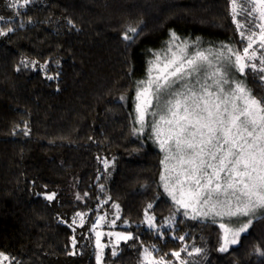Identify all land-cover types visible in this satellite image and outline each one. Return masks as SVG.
<instances>
[{
  "label": "trees",
  "instance_id": "obj_1",
  "mask_svg": "<svg viewBox=\"0 0 264 264\" xmlns=\"http://www.w3.org/2000/svg\"><path fill=\"white\" fill-rule=\"evenodd\" d=\"M0 15V253L14 264H95L102 216L133 236L103 264H142L145 249L165 264H264V215L219 252L218 224L185 217L164 194L154 117L133 132L134 80L173 34L192 53L242 52L229 0H29L18 10L2 1ZM227 75L264 97L263 73L234 66ZM146 212L155 229L141 226ZM194 248L201 253L189 255Z\"/></svg>",
  "mask_w": 264,
  "mask_h": 264
},
{
  "label": "snow or ice",
  "instance_id": "obj_2",
  "mask_svg": "<svg viewBox=\"0 0 264 264\" xmlns=\"http://www.w3.org/2000/svg\"><path fill=\"white\" fill-rule=\"evenodd\" d=\"M28 3L29 0H22V3L13 0L11 6L23 8ZM244 3L250 7L245 9L237 0H231L232 22L240 32L241 39L247 40L242 52L224 45L227 52L218 50L213 53L209 49L207 53L196 51L189 56L186 53L187 42H184L170 56L163 59L156 56L147 80L140 82L141 86L136 92L137 115L134 123L139 124L140 128H134L133 132L143 131L146 115L154 117L152 134L165 153L161 161L164 190L177 205V210L184 209L186 217L211 219L213 224L219 218L218 251L221 253L228 252L230 246L240 242L241 235L253 225L252 217L258 213L264 215V211H261L264 210V97L254 95L244 81L230 80L221 67L224 64L234 65L241 76L245 75L247 68L264 73V0H244ZM245 12L253 17L248 23L258 32L251 28L247 33L243 31L245 26L239 23L237 17ZM7 31L12 32L13 29L8 28ZM127 31L136 33L137 29L129 27ZM5 34L0 30V35ZM123 38L131 39L127 34ZM176 39L173 34V40ZM258 51L262 52L259 57ZM213 56L215 62L210 58ZM256 59H259L258 66L251 63ZM207 69L212 71L208 73ZM200 73L205 74L204 81L197 78L192 83L190 78ZM260 79L264 80V76ZM181 81H184L182 88L174 89L173 85ZM154 102L159 111L150 112ZM103 163L107 169L108 161ZM46 199L52 200L54 196L48 195ZM113 207L119 210L118 205ZM148 207L151 208V205ZM83 216L76 213L78 226H83ZM145 216V223L155 229V217L147 212ZM234 217L248 219L241 222L239 227L225 222V218L231 221ZM103 219L100 217L95 222L92 231ZM73 223L77 221L74 219ZM112 223L114 225L115 221ZM102 235L96 232V264H101L105 247L100 243ZM107 235L114 236L117 241V245L113 246L114 256L119 241L133 239L130 233L109 232ZM179 239L183 241L184 236ZM72 245H76L75 238ZM180 251H174L171 255L179 259ZM201 251L194 248L188 254L199 255ZM256 251L264 255L259 248ZM8 259L0 253V261ZM142 264L165 262L162 257L153 259L152 253L145 249Z\"/></svg>",
  "mask_w": 264,
  "mask_h": 264
},
{
  "label": "rangeland",
  "instance_id": "obj_3",
  "mask_svg": "<svg viewBox=\"0 0 264 264\" xmlns=\"http://www.w3.org/2000/svg\"><path fill=\"white\" fill-rule=\"evenodd\" d=\"M2 1H3L4 3H6L7 5H11V4L13 3V0H0V2H2ZM229 1H230V12H231V0H229ZM20 2L22 3V0H20ZM237 2H238L239 4H242L243 7H244L245 9H247L248 7H250V5L244 3V0H237ZM12 8H13V7H12ZM14 9L18 10L19 7L14 8ZM14 12H15V11H14ZM245 13H246V12H245ZM231 15H232V14H231ZM0 18H2V19H0V25H1V22L4 20V16H3V15H0ZM245 18H246V15H245V14L239 15V16L237 17L239 23H241V24H243V25L245 26L244 29H243V31H244L245 33H247L248 30H249L251 27H250V24H249L248 22H246V19H245ZM250 19L252 20L253 17H251ZM11 21H12L11 18H7V19L5 20V23H6V22H11ZM235 26H236V25H235ZM236 28H237V27H236ZM0 30H3V31H4V28L2 27V28H0ZM251 30H253V29L251 28ZM257 31H259V30L257 29ZM237 32H238V37H239L240 41L243 42V43H242V47L246 46V44H247V40H242V39H241L240 32H239L238 30H237ZM181 44H183V43H181V42H179V41H177V40H173V39H172V40H170V41H167L163 47L159 48V50L156 49L155 51L153 50V51L151 52V56H150V59H151V60H149V63H148V69H147V71H146V73H147L146 76H142V78H137V79L134 80V83H135V86H134L135 97H134V102H133V104H134V109L136 108V92H137V89H138L139 86H141V85H140V82H141V81H145V80H147V78H148V74H149V69L151 68L152 63L156 60V56L159 55L162 59H163L164 57H166V56H170L172 52H176V51H177V47H178L179 45H181ZM190 46L193 47V45H190ZM254 47H257V46L254 45ZM169 49H171V52L169 51ZM219 50H222V49H219ZM242 50H243V49H242ZM203 51L206 52L207 50H203ZM212 52L215 53L216 51H212ZM225 52H227V49L225 50ZM186 53H187V55L190 56V55L194 54L195 52L192 53V51H189L188 49H186ZM206 53H207V52H206ZM261 54H262L261 51H258V52H257V56H258V57H259ZM210 58L213 59V61L215 62V58H214V56H213V57H210ZM251 63H254V64H256V65L258 66V65H259V59H256V60L252 61ZM221 67L223 68L224 71L227 72L228 70H232V68L234 67V65H233V66H227L226 64H224V65H221ZM250 69H251V68H250ZM211 71H212V69H210L209 72H208V70H207L208 73H210ZM236 72L239 73L237 70H236ZM263 74H264V73H263ZM204 75H205L204 73L197 74V76L191 77L190 80H191L192 83H195V82H196V79L198 78V79H200L201 82H203V81H204ZM183 83H184V81H181L180 83H177V84L173 85V88L176 89V90H180V89L182 88V84H183ZM208 83H211V81H208ZM197 87H198V85H197ZM225 87H227V86L225 85ZM161 103H163V101H162ZM153 107L156 108V109H158V108L156 107L155 102H154ZM135 112H136V111H135ZM136 115H137V114H136ZM156 118H158V117H156ZM153 120H154V119H153ZM151 124H152V121H151ZM162 152H163V151H162ZM164 156H165V153L163 152V159H164ZM163 171H164V167H163ZM163 171H162V172H163ZM160 179H161V175H160ZM161 184H162V181H161ZM163 191H164V194H165V195L168 197V199L170 200V202H172L173 205L177 207V205L174 204V202L172 201V199H171V198L168 196V194L165 192L164 187H163ZM180 210L182 211V215H184V209H180ZM261 211H264V210H261ZM259 214H260V213H258L257 215H259ZM190 215H191V213H190ZM150 216H151V215H150ZM184 216H185V215H184ZM100 217H102V216H97V217L95 218L93 224H95V222H96ZM185 217H186V216H185ZM110 218L112 219V210H111V213H110ZM254 218H255V217H252L253 220H254ZM145 219H146V216L144 217L143 224H141V226H142L144 229H147V230H151V229H153V228H150V227L148 226L147 223H145ZM247 219H248V217H234V218L231 219V221H228V219L225 218V222L231 223V225L234 226V227H239L240 223L243 222V221H246ZM195 220H197V221H207V219H202V218H197V219H195ZM210 220H211V219H210ZM112 221H113V220H112ZM112 221H109V219L104 218V219L101 221V223L99 224V226H97V229H96L94 232L92 231V235H93V236H92L91 238H92V246H93V249H94V259H95V264H96V251H97V249H96V243H95V241H96V232H101V233H103V235L101 236V239H100V243H101L102 245H104L105 247H104V250H103V256H102L101 264H103V258H104L107 254L113 252V246L117 245V241H116L115 237H114V236H109V235H107L109 232L117 233V232L115 231L116 227H115V225H113ZM153 222H154V221H153ZM170 222H171V217H170L168 220L164 221V224H163V225L165 226V225L169 224ZM218 223H219V218H217V224H218ZM90 230H91V227H90ZM245 233H246V232H245ZM119 242H121V241H119ZM118 245H119V243H118ZM231 247H233V246H230V248H231ZM230 248H229V249H230ZM118 249H119V247H116V248H115L116 253H117ZM6 256H7V255H6ZM7 257H9V256H7ZM14 263H15V261H13V259H11V257H9L8 260L0 261V264H14Z\"/></svg>",
  "mask_w": 264,
  "mask_h": 264
}]
</instances>
